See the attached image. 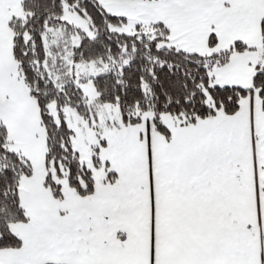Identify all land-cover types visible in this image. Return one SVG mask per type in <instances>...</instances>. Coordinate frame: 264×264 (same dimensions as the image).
Instances as JSON below:
<instances>
[{
    "label": "snow or ice",
    "instance_id": "snow-or-ice-1",
    "mask_svg": "<svg viewBox=\"0 0 264 264\" xmlns=\"http://www.w3.org/2000/svg\"><path fill=\"white\" fill-rule=\"evenodd\" d=\"M0 264H264V0H0Z\"/></svg>",
    "mask_w": 264,
    "mask_h": 264
}]
</instances>
